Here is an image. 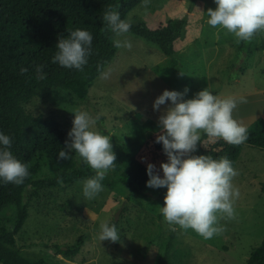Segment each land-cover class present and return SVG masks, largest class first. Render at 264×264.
<instances>
[{"label": "rangeland", "instance_id": "374dc122", "mask_svg": "<svg viewBox=\"0 0 264 264\" xmlns=\"http://www.w3.org/2000/svg\"><path fill=\"white\" fill-rule=\"evenodd\" d=\"M216 7L214 0H150L145 9L142 0L125 19L144 21L151 28L171 18L188 21L184 36L176 42V66L157 46L127 33L119 39L129 40L132 47L118 49L103 70L111 69L110 77L101 79L100 74L95 79L88 101L56 87L30 108L35 114L55 115L70 130L76 108L103 117L96 127L111 136L117 156L112 172L124 171L133 159L143 156L153 160L162 177L160 165L167 158L154 151L151 142L159 131V116L171 106L167 101L160 111L154 110V101L164 90L184 93L188 89L186 100L210 85L213 94L246 98L247 103L239 104L234 112L244 125L264 117V32L255 36L250 54L240 53L234 36L207 24V10ZM81 162L75 153L72 165L38 155L32 162L33 179L68 172ZM234 168L239 172L234 184L240 191L235 219H222L224 232L207 240L192 230L177 228L183 258L176 264H246L264 238V149L244 146ZM84 180L27 188L29 214L16 234L20 252L32 259L45 258L50 264H161V244L171 232L160 211L167 188H150L148 197L141 198L109 178L102 182L103 191L89 200L83 195ZM15 213V205L7 206L0 214V225L12 228ZM104 221L116 224L118 241L99 239ZM80 239L76 255L58 250V245L66 249Z\"/></svg>", "mask_w": 264, "mask_h": 264}, {"label": "trees", "instance_id": "16d2710c", "mask_svg": "<svg viewBox=\"0 0 264 264\" xmlns=\"http://www.w3.org/2000/svg\"><path fill=\"white\" fill-rule=\"evenodd\" d=\"M142 0H0V132L13 138L14 155L29 165V176L22 185L5 184L0 181V214L9 205L16 206L13 227L0 225V262L2 264H50L45 258L32 259L23 255L16 245V234L22 229L29 211L26 190L29 186L49 188L71 184L94 175L93 170L81 162L68 172L57 173L33 179L32 162L38 156H46L60 163L72 165L74 153L69 160H59L58 153L68 140L70 129L53 114H35L30 108L38 98L45 97L56 87L63 88L82 101H88L89 90L101 71L115 58L118 48L113 46L111 31H105L103 20L108 6L116 9L121 18ZM188 21L185 18H171L165 25L151 28L144 21L132 23L128 33L143 38L157 46L170 57L176 66V42L185 34ZM88 30L93 35L92 52L83 71L61 67L52 63L57 52L56 44L61 35L67 37L70 31ZM256 44L240 42L239 52L250 54ZM36 65H44V78L37 79ZM28 72L21 74V69ZM240 68V71H243ZM103 117L99 121L102 123ZM248 140L240 145L225 141H209L202 135L201 142L193 155H211L213 158L227 156L236 165L244 146L264 149V117L260 116L248 126ZM151 142L154 151L166 156L162 143ZM165 161V160H164ZM163 161V162H164ZM153 160L143 156L133 159L120 173L109 172L106 179L122 183L139 197H148L149 176L147 166ZM63 178V184L57 178ZM114 222L116 223L115 219ZM80 239L76 245L58 250L66 255L79 252ZM176 231L169 233L161 244L158 259L161 264H176L182 256ZM246 264H264V238L252 250Z\"/></svg>", "mask_w": 264, "mask_h": 264}, {"label": "clouds", "instance_id": "9594fccd", "mask_svg": "<svg viewBox=\"0 0 264 264\" xmlns=\"http://www.w3.org/2000/svg\"><path fill=\"white\" fill-rule=\"evenodd\" d=\"M215 9L207 10V24L225 30L234 36L237 43L251 42L264 32V0H214ZM150 0H143V7H149ZM119 5L108 6L103 20L105 31H111L115 48H131L129 40L119 39L127 34L132 26L130 18L122 19L116 10ZM93 35L88 30L70 31L56 44L57 52L52 63L61 67L83 71L92 52ZM44 65H36L37 79L44 78ZM28 72L21 69V74ZM111 69L101 71V79H108ZM180 75L184 73L180 71ZM188 92L164 90L154 101V110L171 101L158 120L156 143H162L167 162L160 167L163 176L149 163L147 187L167 188L164 206L160 208L169 229L192 230L205 240L224 232L222 219H235V202L240 196L234 179L239 175L233 162L227 157L213 158L211 155H193L202 135L209 141L223 140L232 145H240L248 140L247 126L234 116L238 105L247 103L246 98L234 95L213 94L211 86L199 91L194 98L184 99ZM73 127L68 140L58 153L59 160H69L75 153L88 165L94 175L83 181V195L94 199L103 191L102 182L116 167L117 156L113 151L111 136L96 127L99 115L76 108ZM13 138L0 132V181L5 184L22 185L29 176V165L18 159L13 151ZM63 184V178H57ZM99 239L116 242L120 239L115 223L104 221L100 224Z\"/></svg>", "mask_w": 264, "mask_h": 264}, {"label": "water", "instance_id": "95a60500", "mask_svg": "<svg viewBox=\"0 0 264 264\" xmlns=\"http://www.w3.org/2000/svg\"><path fill=\"white\" fill-rule=\"evenodd\" d=\"M119 212V211H118ZM118 218V213L116 214V219Z\"/></svg>", "mask_w": 264, "mask_h": 264}]
</instances>
